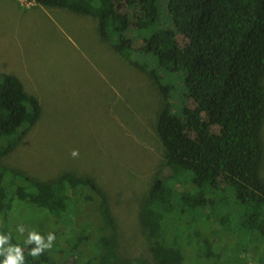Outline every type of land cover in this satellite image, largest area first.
<instances>
[{
    "label": "trees",
    "instance_id": "trees-1",
    "mask_svg": "<svg viewBox=\"0 0 264 264\" xmlns=\"http://www.w3.org/2000/svg\"><path fill=\"white\" fill-rule=\"evenodd\" d=\"M34 1L82 16L120 61L155 82L164 162L140 205L148 258L130 259L118 247L107 195L90 176L38 180L5 164L42 104L17 75L0 71V234L11 237L3 248L19 245L24 264H264V0ZM133 52L150 55L155 67L133 62ZM15 202L43 208L52 221L38 233L44 243L50 232L56 239L39 257L18 232ZM88 203L93 218L84 217Z\"/></svg>",
    "mask_w": 264,
    "mask_h": 264
},
{
    "label": "rangeland",
    "instance_id": "rangeland-1",
    "mask_svg": "<svg viewBox=\"0 0 264 264\" xmlns=\"http://www.w3.org/2000/svg\"><path fill=\"white\" fill-rule=\"evenodd\" d=\"M81 17L34 0H0V71L17 75L42 104L41 118L4 162L38 180L63 172L90 176L107 195L121 253L147 259L150 244L139 211L164 162L153 127L158 87L138 67L120 61L122 55ZM130 56L147 70L155 67L150 55ZM175 76L170 81L177 93ZM260 176L264 180V158ZM14 205L22 234L53 229L43 208ZM93 210L88 203L84 217L93 218Z\"/></svg>",
    "mask_w": 264,
    "mask_h": 264
},
{
    "label": "clouds",
    "instance_id": "clouds-1",
    "mask_svg": "<svg viewBox=\"0 0 264 264\" xmlns=\"http://www.w3.org/2000/svg\"><path fill=\"white\" fill-rule=\"evenodd\" d=\"M71 155L77 157L79 155L78 150H73ZM24 231L23 225L18 226V232L22 234ZM10 239V235L0 234V256L4 257L3 260H0V264H24L23 249L19 245L9 243V247L6 250L3 248V245L9 242ZM55 239V233L50 232L47 236V243H44V237L41 234L35 230L30 231L26 243H34L36 246L30 249L29 255L39 257L46 249L52 247Z\"/></svg>",
    "mask_w": 264,
    "mask_h": 264
}]
</instances>
